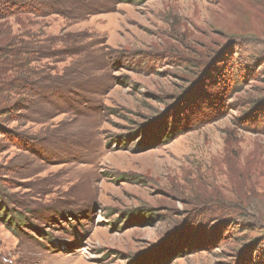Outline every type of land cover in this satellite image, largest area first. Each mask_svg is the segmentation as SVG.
Listing matches in <instances>:
<instances>
[{
	"label": "rangeland",
	"instance_id": "rangeland-1",
	"mask_svg": "<svg viewBox=\"0 0 264 264\" xmlns=\"http://www.w3.org/2000/svg\"><path fill=\"white\" fill-rule=\"evenodd\" d=\"M51 2L8 20L0 264H264V0Z\"/></svg>",
	"mask_w": 264,
	"mask_h": 264
},
{
	"label": "trees",
	"instance_id": "trees-1",
	"mask_svg": "<svg viewBox=\"0 0 264 264\" xmlns=\"http://www.w3.org/2000/svg\"><path fill=\"white\" fill-rule=\"evenodd\" d=\"M50 1L52 0H0V64L4 66L0 71L3 78H7L10 74L9 78L14 79L17 72L21 74L23 67L35 59L38 52L34 49L37 47V43H40L37 42V36H35L32 30L25 29V31L18 34L13 33L8 20L16 17H37L53 13L54 10L50 9L54 7H49L53 5ZM58 3L55 4V9L61 8L59 6H62L63 2ZM12 72L15 75L12 76ZM9 89H13L11 80L3 88V90ZM8 104L9 98L5 102L0 99V114L10 111ZM17 214L10 220L14 219L16 222H21L20 220L24 216L20 212ZM16 217L19 219L16 220Z\"/></svg>",
	"mask_w": 264,
	"mask_h": 264
}]
</instances>
